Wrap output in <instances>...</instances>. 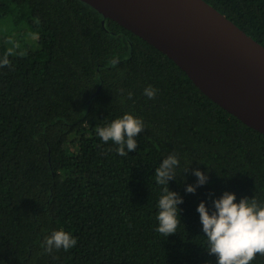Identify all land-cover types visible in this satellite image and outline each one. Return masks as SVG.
Returning <instances> with one entry per match:
<instances>
[{"label":"trees","instance_id":"trees-1","mask_svg":"<svg viewBox=\"0 0 264 264\" xmlns=\"http://www.w3.org/2000/svg\"><path fill=\"white\" fill-rule=\"evenodd\" d=\"M204 1L264 46V0ZM4 19L12 28L0 33V264H216L197 207L212 210L224 192L264 204V135L81 0H0ZM28 34L34 49L23 47ZM125 114L145 129L121 157L97 129ZM172 153L180 164L168 187L184 202L166 238L156 231L166 185L154 175ZM195 170L208 181L189 194ZM58 230L77 244L48 254L44 240Z\"/></svg>","mask_w":264,"mask_h":264},{"label":"water","instance_id":"water-1","mask_svg":"<svg viewBox=\"0 0 264 264\" xmlns=\"http://www.w3.org/2000/svg\"><path fill=\"white\" fill-rule=\"evenodd\" d=\"M170 58L209 99L264 135V46L204 0H81Z\"/></svg>","mask_w":264,"mask_h":264},{"label":"clouds","instance_id":"clouds-1","mask_svg":"<svg viewBox=\"0 0 264 264\" xmlns=\"http://www.w3.org/2000/svg\"><path fill=\"white\" fill-rule=\"evenodd\" d=\"M119 62L117 58L110 61L113 67H117ZM7 63L5 59L3 64ZM156 91L148 86L144 89V95L153 99ZM128 98H132V93L128 94ZM144 129L142 119L125 114L107 126L99 127L97 134L103 142L111 141L116 146V153L125 157L137 149L135 138ZM179 164L177 155L172 153L155 169V183L166 185L157 205L159 211L156 231L166 238L176 234L178 226L181 225L182 210L178 205L184 202L183 198L168 187V182L174 180ZM193 175L197 177V184L186 187V193L189 194H194L197 187L204 186L208 181V176L199 170H195ZM236 199L235 194L224 192L220 198L213 200L212 210L206 207L205 202L197 207L202 232L207 241L205 250L216 257V264H250L257 254L264 255V204L258 203L255 198H242L239 203L235 202ZM76 244L77 239L70 233L58 230L45 238L42 247L50 254L53 249L68 251Z\"/></svg>","mask_w":264,"mask_h":264},{"label":"rangeland","instance_id":"rangeland-1","mask_svg":"<svg viewBox=\"0 0 264 264\" xmlns=\"http://www.w3.org/2000/svg\"><path fill=\"white\" fill-rule=\"evenodd\" d=\"M11 28H12V25H10V21L9 20L4 19V20L1 21V23H0V33L3 36L6 33L5 31L9 32ZM35 38L36 37H34V39H33L30 34L25 36L23 38V41H22L23 47L30 48V49L36 48L37 44H36Z\"/></svg>","mask_w":264,"mask_h":264}]
</instances>
